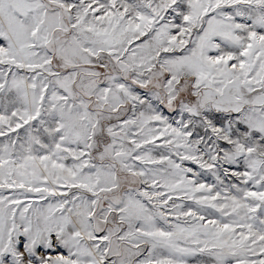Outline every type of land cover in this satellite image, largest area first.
<instances>
[{"label":"snow or ice","instance_id":"obj_1","mask_svg":"<svg viewBox=\"0 0 264 264\" xmlns=\"http://www.w3.org/2000/svg\"><path fill=\"white\" fill-rule=\"evenodd\" d=\"M0 264H264V0H0Z\"/></svg>","mask_w":264,"mask_h":264}]
</instances>
